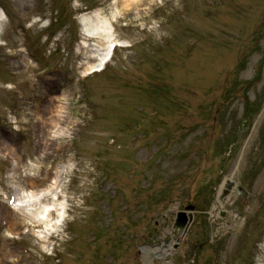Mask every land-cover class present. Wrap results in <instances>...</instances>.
<instances>
[{"label": "rangeland", "instance_id": "rangeland-1", "mask_svg": "<svg viewBox=\"0 0 264 264\" xmlns=\"http://www.w3.org/2000/svg\"><path fill=\"white\" fill-rule=\"evenodd\" d=\"M215 2H220L217 15L205 16ZM0 5L8 7L13 20L11 25L7 16L6 23H0V126L6 127L0 139V218L6 216L12 191L15 201L22 203L13 214H7L15 224L13 232L30 229L21 241H9L0 224V264L16 260L24 249L31 257L22 264H138L140 250L133 240L150 245L149 232L157 242L179 238L183 229L178 228L176 236L169 225L187 205L195 207L194 222L170 264H264V240L258 243V236L264 234V0H140L138 11L119 16L114 14V0H6L5 5L2 0ZM95 7L102 8L99 26L110 27L112 40L137 45L131 51L118 52L106 74L90 78L83 86L77 83L81 72L78 64L92 56L79 47L77 19L81 12L90 14ZM45 15L62 17L60 24L49 30L53 38L48 41L50 32L45 26L49 18ZM188 28L198 29L195 35L202 38V55L192 58L202 60L205 69L214 65V51L223 45L220 37L231 40L225 44L232 47L216 65L220 74L196 84L192 93L184 90L182 79L174 83L173 73L167 70L182 65L173 59L175 53L186 56L189 62L183 45L194 35ZM230 31L237 36L234 42ZM145 35H149L148 40ZM102 38L93 43L95 56L103 51L99 47ZM73 42L59 79L69 107L64 114L66 129L57 140L51 137L49 150L42 153L32 127L30 98L36 90L49 88V77L44 73L54 69L56 60ZM29 56L38 58L41 70L31 64ZM240 58L244 62L241 72H232ZM165 61L168 66H164ZM201 63L193 67L199 69ZM257 70L260 83L252 81ZM151 79L173 85L174 97L179 98L177 92L188 93L184 104L190 112L188 116L167 110L158 95L161 110L168 117L165 132L152 131L151 161L139 167L129 182L130 165L144 162L146 154L142 149L133 150L128 137L120 134L135 117L138 102L152 104L144 83ZM13 93L26 95L25 101L19 100L20 96L16 100ZM104 95L106 100L102 101ZM245 99L254 103L258 113L242 142L228 151L232 126L241 120ZM212 102L222 103L208 119ZM46 105L41 103L42 108ZM12 127L27 141L23 137H17L19 143L11 139L8 130ZM116 135V146L106 149V142ZM2 141L15 145L8 158L3 155L7 147ZM109 169L116 170L115 176L108 173L106 179ZM224 179L237 187L231 195L233 201L217 209L215 199ZM88 194L94 196L84 206L82 197ZM101 194L114 199L113 206H108V197L101 201ZM49 207L53 211L47 215L55 212L56 217L58 209L62 212L56 228L40 220ZM213 208L224 215H210ZM101 211L104 226L96 217ZM96 224L104 233L97 249L91 251L90 239L95 238L91 231ZM32 226L40 228L33 230ZM256 244L259 249L254 250ZM52 248L57 255L48 257ZM153 264L169 263L155 260Z\"/></svg>", "mask_w": 264, "mask_h": 264}, {"label": "bare ground", "instance_id": "bare-ground-1", "mask_svg": "<svg viewBox=\"0 0 264 264\" xmlns=\"http://www.w3.org/2000/svg\"><path fill=\"white\" fill-rule=\"evenodd\" d=\"M122 1V6H120V8L118 10H116V14H122V13H132L134 11H138L139 8L137 6V0H121ZM1 18V15H0ZM100 22V19L98 20V23ZM98 23L95 25L93 24L90 19L89 22L87 24V28H86V35L87 36H92V35H96V32L100 29ZM89 29V30H88ZM103 32H105V35L103 36V40H107V43H110V36H109V26H105L101 28ZM94 31V32H93ZM106 46V43L104 41H102L101 43H99V47H104ZM98 47V48H99ZM89 68H94V64H89L88 62L86 63V68L85 71L88 70ZM57 101L59 100L60 103L63 102L64 107H59L60 110H62L63 114H67L68 111V100L65 98V93L63 92L59 97H53L52 101ZM56 106L51 105L50 107H48L46 109L45 112V120H46V126L49 127L51 124L55 123L58 126V129L56 131H54L53 133V139L54 141L57 140V138L62 135L64 133V130L66 129L65 124L67 123V121L65 119L62 120V123H60V110L59 112H56ZM31 185H34V183L32 182ZM35 186V185H34ZM224 186V184H223ZM222 189V188H221ZM221 203H219L220 205ZM47 212L48 211H44L43 216L41 217L42 220L47 221ZM46 217V218H45ZM11 221V220H10ZM11 222H7V232L8 234H13V229L15 227V224ZM48 222L51 223V220L48 219ZM17 230V229H16ZM11 232V233H10Z\"/></svg>", "mask_w": 264, "mask_h": 264}, {"label": "water", "instance_id": "water-1", "mask_svg": "<svg viewBox=\"0 0 264 264\" xmlns=\"http://www.w3.org/2000/svg\"><path fill=\"white\" fill-rule=\"evenodd\" d=\"M182 222V221H181Z\"/></svg>", "mask_w": 264, "mask_h": 264}]
</instances>
